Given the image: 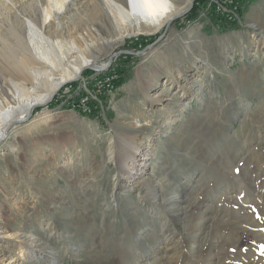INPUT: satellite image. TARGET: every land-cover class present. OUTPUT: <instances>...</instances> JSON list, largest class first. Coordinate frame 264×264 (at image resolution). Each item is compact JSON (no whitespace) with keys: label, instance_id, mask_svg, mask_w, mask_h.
Instances as JSON below:
<instances>
[{"label":"rangeland","instance_id":"rangeland-1","mask_svg":"<svg viewBox=\"0 0 264 264\" xmlns=\"http://www.w3.org/2000/svg\"><path fill=\"white\" fill-rule=\"evenodd\" d=\"M176 1L185 10L171 21L156 28L133 18L131 33L113 29L99 0H65L62 27L51 19L47 29L62 31L52 39L76 38L80 53L102 69L84 68L45 104L18 109L6 126L1 217L11 221L9 233L28 225L44 257L22 259L13 244L0 243V264H46L48 250L58 264H264V0H239L237 12L231 0L225 13L211 12L216 0ZM11 41L22 66H41ZM10 60L0 57V90H13L14 79L33 98L41 88L21 82ZM74 61L68 56L63 66L72 72ZM105 78L108 90L102 84L94 97ZM159 92L160 101L146 102ZM180 112L158 137L167 117ZM128 134L150 154L149 190L131 183L112 193L109 151L123 155ZM173 196L182 200L175 213L160 205ZM198 234V249L184 246Z\"/></svg>","mask_w":264,"mask_h":264},{"label":"bare ground","instance_id":"bare-ground-1","mask_svg":"<svg viewBox=\"0 0 264 264\" xmlns=\"http://www.w3.org/2000/svg\"><path fill=\"white\" fill-rule=\"evenodd\" d=\"M99 1H101L105 5L106 10L104 12L105 15L110 18L113 22V29H115L116 31H120V28L123 27V32L128 33L135 31V29L131 27V24H127V22L132 23L133 18L139 20V22L144 21L141 24H150L153 27L159 28L162 26L163 23H165V21L167 22L168 20H170L172 16L182 13L183 10H185V4L182 7H178V3L176 0H166V2L165 0ZM214 2L215 6L211 7V12L215 13L218 8H220V13L230 11L226 3L231 2V0H216ZM187 3L189 4V1ZM64 5L65 0H22L21 2L19 0H0V57L2 54H8V57H10L11 59L10 61H8V65L12 67V70L14 69V75L19 77L21 82L29 81L33 87V90H36V88H41V91H36L34 93V97L31 98L28 97L30 93L24 87V84H21L20 82L14 81V79H12L10 80V83L14 88L13 90H11V88L9 89L10 91L6 88H2L0 90V144L5 139L6 126L11 122L13 114L18 109H21V113L24 114L27 113L30 108H34L37 105L45 104L49 99L51 93L53 92V90H55L57 86L59 87L67 80L79 78V73L86 67L102 69L100 68L101 66L98 67L99 65L94 56H85L80 53V47L78 45L79 41H77L76 38H65V40L62 41L59 38L52 39L50 37L51 32L56 37H58L62 33V31H60L59 33H55V31L51 28L47 29V25L49 27L50 21L51 19H53L56 20V22H54L56 27H62V23L60 21L61 18L59 17V15H61V13L63 12ZM161 5L164 6L163 9H161ZM96 11L98 12L97 8ZM5 36L7 37L6 39ZM8 40H12L11 42L15 43V45L17 46L16 48L21 49L23 51V56L27 55L31 57L30 60H37V62H39L41 66H22V61H18V59L13 55L14 49L8 43ZM84 45L88 49L89 47L91 48L93 43H88L85 41ZM93 49L94 47L91 48V50ZM74 55L75 67L73 68L72 72H69L68 69L63 66V60L67 59L68 56L71 57ZM4 58L5 61L7 58L6 56H4ZM47 64L55 69L61 68L64 71L63 74L61 76L56 77L52 73L51 69H47ZM168 75L170 77L169 79H172L171 81H175V79L178 78L175 76L174 73L171 72H169ZM179 75L183 76V73H179ZM200 75H197L196 78H199ZM193 80L194 78L191 79V81L189 82L191 83ZM148 82H150V80H148ZM152 86L153 83L147 84L146 88ZM158 96H160V92L154 96H149L146 102L150 103L153 100L160 101V98H158ZM158 105L165 109L168 108V105ZM180 115H183V113L180 112V114H176L175 117L169 115V117H167L169 121L163 123L164 129H160L159 131L161 133L158 134V132L157 136L160 137L162 133H167L168 130L172 128L171 126L173 125V122H175L177 120L176 118H179ZM181 118L184 119L183 116H181ZM23 120H20L19 117L17 118L16 122H21ZM136 122L140 121L136 120ZM11 126L12 124L9 128H11ZM133 134H128L125 137L124 141L126 142L127 148L126 152L123 155H117L114 157L113 155H111V151H109V160L110 162L111 160H114L116 162L115 166L117 173V177L115 178L117 182L112 186V193L116 192V189H122L130 186L131 183L141 184L139 185L141 186V190L148 189L149 187V182L146 181V179L144 178L146 174L144 170L146 169L148 160H150L151 157L149 156L150 154H148L147 152L148 150H145L142 145H139V148L137 147L136 141L133 140ZM15 150H18V148H16ZM69 161L71 160L69 159ZM69 161H67L66 164H69ZM65 169H68V166ZM44 171L46 172V170ZM147 182L148 184H146ZM152 190L153 188H150V191ZM153 197L156 200L157 196L155 194H153ZM175 197H170L163 201V203L160 202V205L163 206L162 208H165V210L175 213V208L178 209V207H180V205L182 204V200L178 198L176 199ZM179 200L181 202H179ZM1 208H3V203L0 202V243L5 245L13 244L14 247L18 248L19 257H21L22 259L27 258L31 260L34 258L39 259V257H44L42 255H38L40 247V243L38 242V240L40 239L37 236H34L32 232L28 233L26 231L28 225L22 224L20 225L19 229L13 228L14 231L9 233V230L12 227L11 221L1 217ZM186 212L187 211L182 208V212L180 214L183 215V219H185L184 216ZM194 238L195 239L193 242L187 241L184 246L187 248L190 247L191 250L195 251L200 247L201 237L198 234ZM47 252L52 256V260H50L49 258H43L45 260L44 262H47L46 264H58L60 261L58 257L60 256H58L57 252H55V250H48ZM9 258L11 257L7 256L5 253L2 254V259L9 260ZM153 260L154 261L147 262V264H156L157 259ZM8 263H10V261ZM2 264H4L3 261ZM135 264L139 263L135 262Z\"/></svg>","mask_w":264,"mask_h":264},{"label":"built area","instance_id":"built-area-1","mask_svg":"<svg viewBox=\"0 0 264 264\" xmlns=\"http://www.w3.org/2000/svg\"><path fill=\"white\" fill-rule=\"evenodd\" d=\"M237 2H239V0H234V12H237L236 11V4H237ZM223 6H224V3H223ZM215 13H220V8H218L217 9V12H215ZM222 15L224 16V14H222ZM102 84L105 85L106 89L108 90V84H111V83L106 78L103 80V82L99 81V83L97 85V88L95 89L96 90L95 92H98V90L100 89L99 87H101ZM93 95H94V93H93ZM94 97H95V95H94ZM86 104H87L86 103V98H84L83 99V102H81V107H82L81 109H84V107H85ZM79 107H80V105H79Z\"/></svg>","mask_w":264,"mask_h":264},{"label":"trees","instance_id":"trees-1","mask_svg":"<svg viewBox=\"0 0 264 264\" xmlns=\"http://www.w3.org/2000/svg\"><path fill=\"white\" fill-rule=\"evenodd\" d=\"M251 1H253V0H250V2H251ZM190 16L192 17V15H190ZM192 18H193V17H192ZM91 83H92V81H91ZM91 83H90V85H92ZM116 83H117V81L114 82V84H116ZM97 93H98V92H94V95H97ZM102 93H103V92H102ZM77 106L79 107V105H77ZM92 106H93V105L91 104V106H90L91 109H92ZM77 109H78L77 111H79V112H81V113H86V112H83V111L81 110V108H77ZM89 115H92V114H89Z\"/></svg>","mask_w":264,"mask_h":264},{"label":"water","instance_id":"water-1","mask_svg":"<svg viewBox=\"0 0 264 264\" xmlns=\"http://www.w3.org/2000/svg\"><path fill=\"white\" fill-rule=\"evenodd\" d=\"M192 2H193V0L191 1V4H192ZM190 6H191V5H190ZM176 17H177V16H176ZM176 17H173V19L176 18ZM170 21H171V20H170ZM170 21H169V22H170ZM94 69H96V68H94Z\"/></svg>","mask_w":264,"mask_h":264},{"label":"clouds","instance_id":"clouds-1","mask_svg":"<svg viewBox=\"0 0 264 264\" xmlns=\"http://www.w3.org/2000/svg\"><path fill=\"white\" fill-rule=\"evenodd\" d=\"M160 7H161V9H163V7H164V6H163V5H161Z\"/></svg>","mask_w":264,"mask_h":264},{"label":"snow or ice","instance_id":"snow-or-ice-1","mask_svg":"<svg viewBox=\"0 0 264 264\" xmlns=\"http://www.w3.org/2000/svg\"><path fill=\"white\" fill-rule=\"evenodd\" d=\"M165 2H166V0H165Z\"/></svg>","mask_w":264,"mask_h":264}]
</instances>
